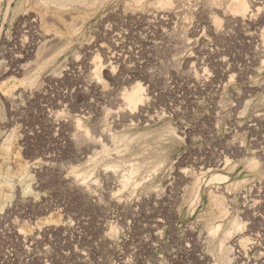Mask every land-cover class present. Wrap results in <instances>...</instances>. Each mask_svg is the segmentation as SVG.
I'll list each match as a JSON object with an SVG mask.
<instances>
[{
    "label": "rangeland",
    "instance_id": "rangeland-1",
    "mask_svg": "<svg viewBox=\"0 0 264 264\" xmlns=\"http://www.w3.org/2000/svg\"><path fill=\"white\" fill-rule=\"evenodd\" d=\"M48 1L0 0V264H264V0Z\"/></svg>",
    "mask_w": 264,
    "mask_h": 264
},
{
    "label": "bare ground",
    "instance_id": "bare-ground-1",
    "mask_svg": "<svg viewBox=\"0 0 264 264\" xmlns=\"http://www.w3.org/2000/svg\"><path fill=\"white\" fill-rule=\"evenodd\" d=\"M43 1H45V0H43ZM58 1L61 2L62 5H67L68 6V4H72L73 5V4H77V3H83V2L85 4L86 0H56L55 2L58 3ZM68 7H70V5ZM140 93H141V85L140 84H136L134 86V91L133 92L126 93L125 97L127 99V102L131 105V107H135V105H137V103H139V101L141 100V97H139ZM218 178H219V176H218ZM225 246H226L225 239H223V240L221 239L220 242L217 245V258H218V260H219V262L221 264H230V262L228 260V253H227L228 249ZM240 249H241V247H240Z\"/></svg>",
    "mask_w": 264,
    "mask_h": 264
}]
</instances>
